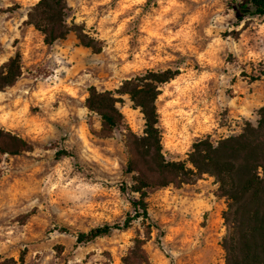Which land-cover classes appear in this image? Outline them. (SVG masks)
Listing matches in <instances>:
<instances>
[{"label": "rangeland", "instance_id": "obj_1", "mask_svg": "<svg viewBox=\"0 0 264 264\" xmlns=\"http://www.w3.org/2000/svg\"><path fill=\"white\" fill-rule=\"evenodd\" d=\"M36 1L0 0V65L18 51L22 71L0 90V127L34 144L0 161V260L123 264L139 236L148 264H225L226 203L206 173L148 188V220L77 241L79 231L121 222L138 198L121 131L97 136L99 116L84 101L90 85L113 90L146 69L178 66L155 105L165 158L187 161L196 139L256 123L264 105V15L242 11L245 0H67L74 21L102 42L93 52L73 32L44 44L25 22ZM115 96L141 134L139 108L128 95Z\"/></svg>", "mask_w": 264, "mask_h": 264}, {"label": "trees", "instance_id": "obj_2", "mask_svg": "<svg viewBox=\"0 0 264 264\" xmlns=\"http://www.w3.org/2000/svg\"><path fill=\"white\" fill-rule=\"evenodd\" d=\"M264 15V0H245L242 11ZM67 0H37L26 12L25 22L42 35L44 44H52L73 32L79 43L99 52L102 42L90 36L81 23L70 15ZM21 56L17 51L0 65V90L11 86L21 75ZM180 73L178 66L146 69L124 79L113 90L87 89L86 108L99 116L100 128L94 133L111 137L115 130L122 133L127 151L125 171L132 173L131 190L138 193L133 200V213L121 222L105 223L77 233L78 242L91 241L113 230L127 228L134 219L148 220L145 197L147 189L169 184L190 183L203 173L213 176L215 194L223 197L226 208L222 217L226 232L221 246L225 264H264V105L257 110L255 124L245 121L241 131L216 140L209 135L196 139L188 152L187 161L168 160L161 144V130L155 100L160 86ZM115 94H126L139 108L144 120L141 134L133 132L117 108ZM34 144L15 132L0 127V161L4 155L32 151ZM65 153L64 150L57 152ZM151 223L147 226L150 229ZM147 230L149 234L150 230ZM139 236L122 257L123 264H148ZM22 260V256H20ZM4 264V260H0Z\"/></svg>", "mask_w": 264, "mask_h": 264}]
</instances>
